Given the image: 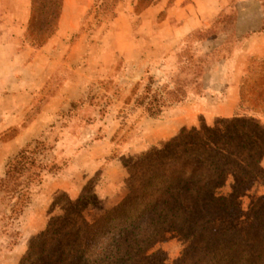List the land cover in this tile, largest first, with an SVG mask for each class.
I'll list each match as a JSON object with an SVG mask.
<instances>
[{
    "label": "rangeland",
    "instance_id": "1",
    "mask_svg": "<svg viewBox=\"0 0 264 264\" xmlns=\"http://www.w3.org/2000/svg\"><path fill=\"white\" fill-rule=\"evenodd\" d=\"M187 3L0 20V264H264V0Z\"/></svg>",
    "mask_w": 264,
    "mask_h": 264
},
{
    "label": "crops",
    "instance_id": "2",
    "mask_svg": "<svg viewBox=\"0 0 264 264\" xmlns=\"http://www.w3.org/2000/svg\"><path fill=\"white\" fill-rule=\"evenodd\" d=\"M180 2L182 3L188 2L187 4H190L192 8H194V6L198 7L199 5L203 6L202 13L182 14V17L184 18L179 23V25L176 27V29L183 33L197 25H200L201 22H205L211 14V13L208 14L207 10L212 12V10L215 9L214 6L218 4V0H204V1L192 0L191 2L187 0H174L175 5H179ZM7 4L8 6L10 5L12 6V8L9 7L12 10L7 13H4L0 10V20H5L6 18H10V19H15L16 21L23 22V20L28 15L27 0H0V9H2L3 5H7ZM213 4L215 5L213 7H210V5H213ZM205 5L207 6L206 8L204 7ZM182 9H183L182 7H179L178 11H181ZM196 9H199V8H196ZM249 48H251L250 51L252 52L255 51L256 53L264 57V30L259 32L258 35L250 36L248 40L245 42V45L241 47V49H239L236 52L235 56L233 57L235 59V66H234L233 74L231 76V80H229L230 81L229 89L227 90V93H229L228 99H231V97L234 95V92H235L234 83L236 82L239 76V72H240L239 70H240V65H241L240 63L244 62L245 53L247 52ZM226 105L227 104H225V100H224L221 104H219V106L218 105L213 106L211 108V113L212 114L214 113L216 115H228V111L230 107Z\"/></svg>",
    "mask_w": 264,
    "mask_h": 264
},
{
    "label": "trees",
    "instance_id": "3",
    "mask_svg": "<svg viewBox=\"0 0 264 264\" xmlns=\"http://www.w3.org/2000/svg\"><path fill=\"white\" fill-rule=\"evenodd\" d=\"M27 156L24 155V149H21L17 156L7 162V168L5 175H14L18 172L19 168H23V164L26 162Z\"/></svg>",
    "mask_w": 264,
    "mask_h": 264
}]
</instances>
